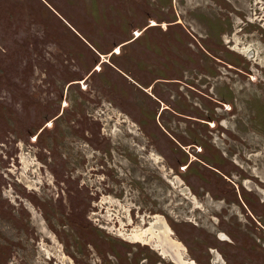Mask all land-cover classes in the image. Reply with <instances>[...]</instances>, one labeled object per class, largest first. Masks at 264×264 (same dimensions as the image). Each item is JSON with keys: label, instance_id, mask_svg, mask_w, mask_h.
<instances>
[{"label": "rangeland", "instance_id": "rangeland-1", "mask_svg": "<svg viewBox=\"0 0 264 264\" xmlns=\"http://www.w3.org/2000/svg\"><path fill=\"white\" fill-rule=\"evenodd\" d=\"M261 8L0 0V264H264Z\"/></svg>", "mask_w": 264, "mask_h": 264}, {"label": "bare ground", "instance_id": "bare-ground-1", "mask_svg": "<svg viewBox=\"0 0 264 264\" xmlns=\"http://www.w3.org/2000/svg\"><path fill=\"white\" fill-rule=\"evenodd\" d=\"M151 25H155V22L151 21ZM163 26H165V24H163ZM137 33H139L140 35L139 31H135V37L139 36L137 35ZM118 51L119 48L116 46L114 49V53H118ZM124 234L125 233L122 230L120 231L119 236H123ZM170 235H172L171 229L168 228L167 224L164 221V218L156 217L155 221L150 223V225L146 229L132 230L129 236L126 237V239L128 240V242L129 241L134 243L143 242L144 244H150L151 246H153L152 247L153 249L155 250L158 249L161 252L162 256L171 257L172 261H174L176 264H196L191 259L183 258V253H182V251H184L183 246L180 244V242L178 243L174 242V240L171 238L172 236Z\"/></svg>", "mask_w": 264, "mask_h": 264}, {"label": "flooded vegetation", "instance_id": "flooded-vegetation-1", "mask_svg": "<svg viewBox=\"0 0 264 264\" xmlns=\"http://www.w3.org/2000/svg\"><path fill=\"white\" fill-rule=\"evenodd\" d=\"M261 9H264V8H261ZM256 13V12H255ZM254 13V14H255ZM260 13V12H259ZM256 16V15H255ZM253 18V17H252ZM252 18L250 17V18H245V19H247V21L250 23V24H252L253 22H252ZM258 18V20H259V24H258V22L256 23L257 25H260V27H262V28H264V15H263V17H258V16H256L255 17V20ZM229 26H232V27H234V25L233 24H229ZM188 190H189V188H187ZM187 190V191H188ZM190 191V190H189ZM189 196H190V192H189V194H188ZM192 197V196H191ZM198 208V207H197ZM221 235V236H220ZM218 239H220V240H226L225 239V235L223 234V233H218ZM153 250V249H152ZM158 250V249H157ZM159 251V250H158ZM208 252H209V254H212L213 253V249L211 248V249H209L208 250ZM161 254V252L159 251V255ZM162 255V254H161ZM160 255V256H161ZM162 257V256H161ZM165 257V256H164ZM164 257H162V259H164ZM166 257H168L169 258V260L170 261H172V258L171 257H169V256H166ZM171 258V259H170ZM192 261H194V260H192ZM195 262V261H194ZM172 263V262H171ZM175 263V262H174ZM196 263V262H195ZM197 264V263H196Z\"/></svg>", "mask_w": 264, "mask_h": 264}, {"label": "snow or ice", "instance_id": "snow-or-ice-1", "mask_svg": "<svg viewBox=\"0 0 264 264\" xmlns=\"http://www.w3.org/2000/svg\"><path fill=\"white\" fill-rule=\"evenodd\" d=\"M137 35H139V33H137ZM33 139L35 140V139H36V137L34 136V137H33Z\"/></svg>", "mask_w": 264, "mask_h": 264}, {"label": "water", "instance_id": "water-1", "mask_svg": "<svg viewBox=\"0 0 264 264\" xmlns=\"http://www.w3.org/2000/svg\"><path fill=\"white\" fill-rule=\"evenodd\" d=\"M184 191H185V193L187 194V192H188L187 189H185ZM188 193H189V192H188Z\"/></svg>", "mask_w": 264, "mask_h": 264}]
</instances>
